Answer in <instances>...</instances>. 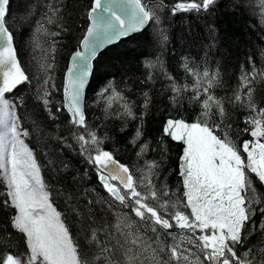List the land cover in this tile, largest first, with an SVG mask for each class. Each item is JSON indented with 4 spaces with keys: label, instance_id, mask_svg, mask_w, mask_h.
<instances>
[{
    "label": "snow or ice",
    "instance_id": "1",
    "mask_svg": "<svg viewBox=\"0 0 264 264\" xmlns=\"http://www.w3.org/2000/svg\"><path fill=\"white\" fill-rule=\"evenodd\" d=\"M236 2L244 4L253 13L257 11L258 2L259 20L264 24V0ZM216 3L217 0L177 3L172 12L195 10L207 13ZM46 7L47 23H54L60 9L52 4ZM163 7V0L160 3L154 0H94L87 12L90 24L86 34L70 56L63 100L56 112L67 111L73 128L83 130L72 133L79 154L90 168L95 169L97 182L111 198H101L98 202L107 204L116 217L115 224L103 220L97 225L89 214L91 223L85 226L90 233L85 235L89 249L82 252L61 213L53 206L40 165L25 142L29 132L22 127L17 115L23 101L19 96L7 95L22 84L30 85L32 79L18 60L14 33L8 26L10 0H0V183L5 186L0 195L4 196L3 206L13 210L11 227L22 234L26 245L23 253L0 251V264H146L148 261L151 264H264V246L238 250V246L244 247L250 235L245 234L246 226L257 211L253 205L258 202L248 196V191L253 190L249 174L264 185V108L255 104L252 87L264 72L256 69L251 56L248 60L252 71L245 70L241 76V84L247 92L223 99L211 91L219 83L218 72L210 74L204 70L201 77L185 62V70L197 77L196 86L187 100L200 106L204 119L186 122L170 116L165 122L164 135L184 145L179 171L183 191L181 195L172 193L175 199L170 197L166 185L161 189L155 183L158 162L145 161L143 166L134 167L119 162L112 152L103 149L104 139L87 124L86 89L98 53L121 38L142 32L150 22L159 24V10ZM45 31L43 23L37 21L36 33ZM48 35L56 37L61 33L49 32ZM153 39L157 43L166 42L167 36L161 30ZM35 42L39 46V40ZM55 43L52 42L53 52ZM261 55L264 56V51ZM43 59L40 68L45 78L36 97L42 101L48 115L55 118L50 107L52 93L59 91L51 74L55 58L53 56L51 61L47 57ZM148 63L151 65L150 61ZM187 87L173 84L174 94L169 97L173 105L179 106L185 99L183 92ZM105 93H108L107 97ZM97 96L105 99L108 107L113 98L119 99L122 111L110 115L122 120L137 118L132 105L116 91L111 81L97 92ZM144 96L143 107L147 109L150 98L147 93ZM225 102H238L249 110L250 115L245 118L248 127L243 131L250 134L251 141L245 140L238 145L229 138L225 131L228 127L224 120ZM213 109L218 110L220 123L212 119L216 114ZM218 128L225 131L223 136L217 132ZM141 136L142 130L138 127L130 141L139 148L138 159L149 149L147 143L137 144ZM162 197L170 198L164 200ZM150 198L155 203H150ZM121 208L128 211H121ZM258 210L264 214V206ZM132 216L138 220L131 219ZM260 227L264 229V224ZM173 228L180 230L179 237L171 231ZM149 230L154 235H147Z\"/></svg>",
    "mask_w": 264,
    "mask_h": 264
},
{
    "label": "trees",
    "instance_id": "2",
    "mask_svg": "<svg viewBox=\"0 0 264 264\" xmlns=\"http://www.w3.org/2000/svg\"><path fill=\"white\" fill-rule=\"evenodd\" d=\"M154 2L160 3L161 0ZM188 2L192 0H163L159 24L150 22L142 32L121 39L102 51L94 62L84 104L87 124L104 139L103 149L112 152L119 162L130 167L143 166L145 161L158 162L155 183L161 189L166 185L172 199H175L172 193L181 195L183 191L179 171L184 145L164 135L165 122L170 116L186 122L204 119L200 117V106L187 100L196 86L197 77L185 70V62L201 77L204 70L210 74L219 73V83L211 91L221 99L247 92V88L241 84V76L245 70L252 71V64L248 60L250 56L255 61L256 69L264 72V56L261 55L264 51V24L259 20L258 2L256 13L236 0H217L215 7L207 13L189 10L173 14L172 8L177 3ZM48 4L60 9L58 18L51 24L47 23L44 15L48 12ZM91 4L92 0H10L8 16L19 61L32 83L22 84L14 93L7 95L19 96L23 101L17 115L22 127L29 132L25 142L40 165L53 206L61 213L82 252L89 249L85 235L90 233L85 226L91 223L88 219L90 213L97 225L103 220L116 223L114 212L107 204L98 202L101 198H111L97 182L95 169L90 168L79 154V146L73 138L74 131L83 130L73 128L67 111L56 112L63 100V78L68 59L84 36ZM37 21H41L47 31L37 34ZM161 30L167 36V41L157 43L153 37ZM49 32H60L61 35L51 37ZM37 39L39 46L35 42ZM53 41H56L54 52L51 50ZM53 56L55 62L51 74L59 89L51 97L53 103L50 107L55 118L48 115L42 101L36 97L37 89L45 78L40 64L44 62V57L51 61ZM109 81L132 105L136 119L122 120L110 115L117 110L122 111L119 99L113 98L111 107H108L105 99L97 96V92ZM174 83L182 88L188 86L183 92L185 99L179 106L173 105L169 99L174 94ZM252 87L255 104L264 108V76H259ZM145 93L150 98L147 109L143 107ZM107 96L108 93H105ZM213 111L216 114L212 119L220 123L218 110ZM225 112L224 120L228 125L225 131L229 138L238 145L245 140L250 141V134L243 131L248 127L245 118L250 115L249 110L238 102H225ZM138 127L142 130V136L137 144L149 145L144 157L139 159L136 155L139 148L130 143ZM225 131L217 129L221 136ZM249 175L253 190L248 191V196L258 204L253 205L257 211L246 226L245 234L250 235L243 248L238 246L241 252L248 247L264 246V229L260 227L264 224V214L258 210L264 206V185L254 175ZM3 191L5 186L0 183V192ZM3 200L4 196L0 195V251L23 253L26 251L24 238L11 227L13 210L5 208ZM89 201L93 203L89 204ZM149 202L155 203L151 198ZM181 210L189 212L187 209ZM131 219L138 220L134 216ZM147 235L154 234L149 230ZM168 242H172L171 238Z\"/></svg>",
    "mask_w": 264,
    "mask_h": 264
},
{
    "label": "water",
    "instance_id": "3",
    "mask_svg": "<svg viewBox=\"0 0 264 264\" xmlns=\"http://www.w3.org/2000/svg\"><path fill=\"white\" fill-rule=\"evenodd\" d=\"M94 2V0H92V3ZM90 10V9H89ZM89 24H90V21L88 20V25H87V27L89 26ZM87 27H86V29H87ZM86 34V31H85V33H84V35ZM121 39H124V38H121ZM121 39H119L117 42H119ZM117 42H115V43H113V44H116ZM113 44H111V45H113ZM111 45H108V46H106L103 50H101L99 53H98V56H99V54L102 52V51H104L107 47H109V46H111ZM74 53V52H73ZM72 53V54H73ZM71 54V55H72ZM70 55V56H71ZM97 56V57H98ZM17 57H18V55H17ZM96 57V58H97ZM18 60H19V58H18ZM96 60V59H95ZM95 60H94V62H95ZM70 66V57H69V59H68V63H67V68ZM67 68H66V70H67ZM66 70H65V73H64V78H65V75H66ZM64 78H63V84H64ZM88 87V86H87ZM87 90V89H86Z\"/></svg>",
    "mask_w": 264,
    "mask_h": 264
},
{
    "label": "rangeland",
    "instance_id": "4",
    "mask_svg": "<svg viewBox=\"0 0 264 264\" xmlns=\"http://www.w3.org/2000/svg\"><path fill=\"white\" fill-rule=\"evenodd\" d=\"M201 118H204L203 116L200 115ZM252 140V139H251ZM250 140V141H251ZM244 158L246 159V154L244 155ZM189 211V210H188ZM190 214V213H189ZM171 231L175 232L177 234V236L179 237L180 234V230L177 228H173Z\"/></svg>",
    "mask_w": 264,
    "mask_h": 264
}]
</instances>
